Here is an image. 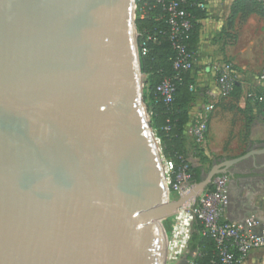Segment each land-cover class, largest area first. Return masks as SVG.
<instances>
[{"label":"water","instance_id":"1","mask_svg":"<svg viewBox=\"0 0 264 264\" xmlns=\"http://www.w3.org/2000/svg\"><path fill=\"white\" fill-rule=\"evenodd\" d=\"M135 1L0 0V264H164L161 221L248 155L164 200Z\"/></svg>","mask_w":264,"mask_h":264},{"label":"crops","instance_id":"2","mask_svg":"<svg viewBox=\"0 0 264 264\" xmlns=\"http://www.w3.org/2000/svg\"><path fill=\"white\" fill-rule=\"evenodd\" d=\"M234 0H207L208 16L202 21L196 52L199 70L193 110L213 104L208 120L204 157L195 155L186 142V161L202 173L222 161L248 154L228 168L229 202L225 215L231 221L255 219L264 222V107L249 93L264 96V83L257 74L264 66V14H237L226 29V16ZM227 32V35L224 32ZM229 59L238 75L240 91L219 98L215 74L204 69L209 60ZM263 65V66H262ZM261 253L260 256H256ZM264 250L251 252L244 262H264ZM247 263V264H249Z\"/></svg>","mask_w":264,"mask_h":264},{"label":"trees","instance_id":"3","mask_svg":"<svg viewBox=\"0 0 264 264\" xmlns=\"http://www.w3.org/2000/svg\"><path fill=\"white\" fill-rule=\"evenodd\" d=\"M264 0H234L226 18V29L231 27L237 14L256 12L264 14ZM135 25L138 32L140 69L145 75L143 99L147 107L151 127L159 140L164 158L173 163L171 180L174 182L179 168L191 176V183L199 182L203 173L186 161L185 130L194 114L193 104L197 97L196 73L200 67L196 65V52L201 40L202 21L208 16L207 0H136ZM175 4V11L183 15L173 18L178 32L172 33L169 6ZM183 20L189 23L188 28L181 26ZM224 34L227 35L225 31ZM192 55L194 62L189 69H175L174 61L179 48ZM204 69H208L206 65ZM233 68L235 69L234 65ZM236 70V69H235ZM216 78V76H215ZM168 80L173 91L168 101L157 91V87ZM240 91L239 83L234 84L229 95ZM264 107V100H255ZM190 143V142H189ZM191 146V144H190ZM205 149V148H204ZM204 149L194 148L195 155L204 157ZM209 185L207 188H210ZM167 232L170 228L167 226ZM188 252L194 256L195 264H219L218 250L214 239L205 234L202 222L193 217L188 240Z\"/></svg>","mask_w":264,"mask_h":264},{"label":"built area","instance_id":"4","mask_svg":"<svg viewBox=\"0 0 264 264\" xmlns=\"http://www.w3.org/2000/svg\"><path fill=\"white\" fill-rule=\"evenodd\" d=\"M202 7H207V5H202ZM169 10L171 12L170 24L172 33L178 32L173 18L183 15V13L175 11L174 3L169 6ZM181 26L188 28V21L183 20ZM144 52V49L140 51L138 47V54H144ZM193 62L192 55L186 53L180 47L174 61V68L189 69ZM206 66L216 76L215 86L218 97H229L234 84L238 83V75L233 68V63L227 58H220L209 60ZM257 80L264 83V66L257 74ZM157 91L164 96L165 101H168L173 91V86L168 80H164L158 85ZM248 96L254 97V100H264V96L260 94L251 92ZM213 107V104H208L202 105L195 110L193 118L185 130V135L187 140H190L193 152L195 147L205 148L208 120ZM162 162L163 168L166 170L165 175H170L173 163L164 157H162ZM228 182L229 176L227 173L215 175L210 184L211 187L203 190L197 196L195 202H189L187 206L183 207L182 219L184 222L179 221L178 215L170 217L172 221L171 233L170 237L165 239L167 244H165L164 248L165 259H177V257L189 254L187 246L193 217L202 222L204 233L214 239L218 250L219 264H244L251 252L264 250V222H259L253 218L244 221L227 219L225 210L229 202ZM169 183L171 189L178 196L187 192L193 186L191 176L185 171V166L178 169L174 182L171 180ZM191 255L193 257L191 264H195L194 256L196 252ZM261 264H264V262Z\"/></svg>","mask_w":264,"mask_h":264},{"label":"rangeland","instance_id":"5","mask_svg":"<svg viewBox=\"0 0 264 264\" xmlns=\"http://www.w3.org/2000/svg\"><path fill=\"white\" fill-rule=\"evenodd\" d=\"M264 64V63H263ZM263 66V65H262ZM141 81H142V84H143V87H142V99H143V94H144V86H145V75L142 73L141 74ZM143 104H145L144 102V99H143ZM147 112V110H146ZM148 113V112H147ZM154 132V131H153ZM155 134V133H154ZM156 136V135H155ZM158 140V138H157ZM158 145L160 146V143H158ZM161 149V147H160ZM161 156H163L162 152H161ZM162 168H163V162H162ZM164 169V168H163ZM210 169L209 166H206V169H205V172L203 174H205L206 172H208V170ZM164 175H165V171H164ZM171 181V176L170 175H165V186H166V190L168 189L169 193H168V197H169V200L171 199H176L178 197L177 193H175L172 189H171V185H170V182ZM167 191V192H168ZM174 215H177L176 213ZM171 224H172V221H171V218H165L161 221V227H162V230L165 231V238H168L170 237V233H171ZM167 226L170 228V231L167 232L166 228ZM164 244V243H163ZM164 247V246H163ZM261 253H257L256 256H260ZM264 255V253L262 254ZM193 257L192 255H189V254H185L183 256H180V257H177V259H164V264H191V261H192ZM250 259L248 260L247 263H249ZM246 263V264H247ZM251 264V263H249Z\"/></svg>","mask_w":264,"mask_h":264},{"label":"bare ground","instance_id":"6","mask_svg":"<svg viewBox=\"0 0 264 264\" xmlns=\"http://www.w3.org/2000/svg\"><path fill=\"white\" fill-rule=\"evenodd\" d=\"M164 171H166L165 169H162V175H163V179H164V183H165V175H164ZM164 200L165 201H172L171 199L169 200V197H168V192H167V190H166V186H165V197H164ZM187 204H188V202L187 203H184L181 207H179L177 210H176V214L178 215V219H179V221H181V222H184V220L182 219V215H183V213H182V210H183V207H185V206H187ZM164 241H165V238H164ZM166 244V243H165ZM165 244H164V248H165ZM167 245V244H166ZM168 255H169V253H168ZM163 259H165V254H164V257H163Z\"/></svg>","mask_w":264,"mask_h":264}]
</instances>
